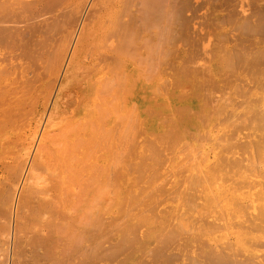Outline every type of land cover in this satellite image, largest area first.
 <instances>
[{
  "label": "bare ground",
  "instance_id": "1",
  "mask_svg": "<svg viewBox=\"0 0 264 264\" xmlns=\"http://www.w3.org/2000/svg\"><path fill=\"white\" fill-rule=\"evenodd\" d=\"M71 1L0 0V159H3L2 164L7 168L0 170V215H7V218L4 216L7 220L2 223L7 228L11 226V217H14L11 249L16 257L12 264H92L87 261L92 249L88 250L90 247L86 244L85 236L90 233L102 236L103 233L116 231V225H119L117 217L121 215L117 213V206L119 201L123 204L124 199L122 197V201L120 200L122 194L119 196L118 192L117 184L121 181L118 179L121 171L118 170H137L138 174L142 170L147 172L152 170L154 163L157 165L161 154L156 148V154L150 156L148 150L146 153L145 148L140 147L132 161V153L135 152L132 140L137 143L135 137L138 135L135 134L136 129L132 131V108L140 101H143L142 106H147L151 100L150 98L148 101L144 94H138L137 91L153 90L158 84L161 85L162 77H174L172 75L183 69L179 62L180 54L182 57L180 44L185 39H182L181 30H184V27L181 22H184V19L187 23L186 19L191 20L184 17L183 7L185 5L188 9L192 4L193 7L200 4L194 5L193 0H96L90 4L91 7L82 15L76 36L72 39L74 41L63 67L64 75L61 76L59 87L55 89L57 91L53 103L50 102L51 110L45 122L39 119L43 123L39 131L38 128L32 129L31 126L34 127L35 122L32 123L33 126L28 120L30 117L34 118V107L41 94L43 76L58 61L61 62L64 56V48L58 47V32H62L59 29L64 24L61 22V25L59 17L62 19V13L68 17L66 13H69V10L65 9ZM196 8L192 10L193 16ZM74 19L71 18L73 21ZM68 24L72 25L67 23V26ZM244 28L247 30L245 26ZM242 60L245 61L246 58ZM255 60L257 61L256 57ZM164 81L165 79L162 83ZM260 88L261 98L257 101H247L246 104V107L252 110L250 112L254 117L253 121L249 127L247 124L241 126L240 132L247 135L251 131L261 139L264 138V80L261 81ZM250 120L248 119V122ZM182 122L183 120L174 119L172 123L176 129L173 127L169 131L172 125L167 128L170 139H155L154 145L159 147L162 153L169 151L167 145L171 146L175 139L178 140H175L174 144L184 143L181 141L184 137L180 135L182 130L179 128ZM37 123L36 126L39 127L40 122ZM235 132L233 133L238 136ZM233 133L224 136L227 138L226 144H221L218 140L214 142L213 148L219 146L222 151L216 150L217 162L213 167L205 165V158H198L200 152L197 151L196 154V150L192 151L193 148L189 146H184V153H175L172 154L175 157L166 159L167 162L172 160L170 170H186L189 176L192 175L190 183H187V191L190 192L188 203L198 198L206 203L215 202L223 192L217 182L221 170L225 171L221 173L227 177L247 180L248 174L242 170H255L257 167L258 160L255 161L257 158L251 155L250 149L254 147L264 155V144L260 148V141L257 140L259 143L252 147L248 142L242 141L241 144L236 142L238 145H235L233 142L236 136ZM261 155L259 158L264 160ZM183 156L191 158L183 161ZM156 165L153 166L154 169ZM207 171L214 175L212 190L204 178ZM137 178H140L141 184L142 173ZM237 180L239 179L234 182ZM136 183L135 187L139 186L138 180ZM247 188L245 192L232 195V200L239 210L236 206L235 212H227L226 215L229 214L232 218L237 214L243 216V211L246 213L247 208L253 206L258 217L256 216L248 226L253 227L252 231L257 227L252 233L258 235V230L261 231L262 228L260 222L264 221V180L259 184L251 183ZM132 211L133 209L129 213ZM129 213L125 218H130ZM150 213H153L152 210ZM155 217L156 220L157 215ZM242 220L246 221V218ZM163 221L166 222L165 219ZM144 225H140L139 229ZM172 227L171 230L174 229ZM180 227L182 226L177 228ZM136 228L138 237L139 230ZM245 230L246 233L248 230ZM173 232L179 233L175 229ZM164 234L160 238L168 239ZM204 234L206 236V232ZM242 234L244 235V230ZM134 235L129 233L132 239L136 236ZM245 235L249 237L250 234L247 232ZM127 238L131 239L128 236ZM196 238L199 240L201 237L196 234ZM227 249L232 253L230 250L234 248L228 246ZM105 253L107 255V252ZM92 255H95L93 250ZM110 256L113 257V254ZM220 256H216L219 262L221 259L217 257ZM95 257V262L99 261L97 255ZM213 258L212 260L215 259ZM222 261L224 262L223 259ZM237 261L240 259L234 262Z\"/></svg>",
  "mask_w": 264,
  "mask_h": 264
},
{
  "label": "rangeland",
  "instance_id": "2",
  "mask_svg": "<svg viewBox=\"0 0 264 264\" xmlns=\"http://www.w3.org/2000/svg\"><path fill=\"white\" fill-rule=\"evenodd\" d=\"M95 1L96 0H72L67 7L70 9H65V11L69 10V13L71 12L70 14L72 15L67 12L66 14H68V17H65L67 16L65 13H62V15L64 14L62 19L61 16L59 17V22H63L65 26L61 23L62 27H60L59 30L62 31L63 34L62 32H58V47L64 48L65 53L60 60L61 62L58 61L54 67L46 71L43 76L44 79L42 78L41 83L43 84V90L41 89V94L35 103V115L34 118L30 117L28 120V123L31 125L35 122V126L33 125L34 127L29 124L32 129L38 128L37 130L40 131L43 125L41 121L43 120V122H45V118H47L46 116H48V112L51 110L50 107H52V104L50 102L54 100L57 91L55 89L59 87L63 77L62 74L64 75L63 72H65V68L63 69V67L66 65V57L72 42L74 41L72 39L76 36L82 15L88 11L87 9L91 7L90 4ZM231 1L193 0L194 5L196 3L200 4L198 6L197 4L195 5L197 8L195 6L193 7L192 4L191 6H188V9L187 6L184 5L182 13L185 12L186 14L183 13L184 17L186 16V18L188 17L191 20L186 19L188 21L187 23L182 17L184 22H181V26L184 27V30H181L183 31L182 39H185L182 41L180 40L182 57L180 54L179 62L181 64V69H183L175 73V75H172L174 77H162V81L165 79L163 82L164 84L161 81L162 86L158 84L157 88L153 90L140 89L142 91H137L138 94H144L148 101L150 98L151 100L149 101L150 104L147 106H142L143 101H140L132 108V127L133 124L135 127L132 128V131H135L136 129L135 134L139 135H135L137 137H135L137 143H134L132 140L135 151L132 153V161H134L136 151H138L140 147L143 149L145 148L144 150L146 153H148V150L149 153H151L149 154L150 156H154L156 154L155 152L158 151L156 148H158L161 153L160 160L157 162V165L155 163L153 164V166H157H155V169L152 166V170H147V172L145 170H142L143 172L140 171V173H142L141 184L140 178L136 179V177L140 175L137 170H135V172H133L134 170H118L124 175L121 176L120 174L121 178L118 176V179L121 180L120 184L123 187H121L120 184H117L119 196L122 194L120 200L122 197L124 198L122 202L123 204L119 201L117 206V213H121V215L119 214L120 218L116 215L118 216L117 224L119 225H116V231L113 230V233H103L102 236L101 234L96 236L97 234L90 233L85 236V240L87 241L86 244L90 247H88V250L90 251L92 249L93 253L97 255L99 261H96L98 264H117L118 262L119 264H229L230 261L233 264H239L241 261L240 264H264V221L260 222V227H262L261 231L258 230L259 226L257 229L258 232H262L263 235L262 233L261 235L260 233H257L258 235H256V233L253 234L257 227L252 231L253 227L248 226L250 222L252 224V221L257 216L256 209L253 206L252 208H247L246 213L243 211V216L237 214L232 218L231 215H226L227 212H235L237 204L232 200L233 194L245 192L248 189L247 187L249 184H259L264 180V160L259 158L261 154L257 149L255 150L254 147L250 149L252 151L251 155L255 157V159L257 158L255 161L257 162L258 160L255 170H242L247 172V180H241L240 178L235 177L230 178L231 176L227 177L226 174L221 173L225 172L224 170L219 172L217 182L220 183L223 192L213 203H206L199 198L188 203L187 199H190V192L187 191L189 190L187 183H190L192 175L189 176V173L186 170H170L172 160L171 162H167L172 154L176 153V155H178L179 152L184 153V148L186 149L184 146H189L193 148L192 151L196 150V154L200 152L198 158L203 156V158H205V165L207 164L208 167H213L217 162L216 150L222 151L219 146L213 148L214 142L218 140L221 144H226L227 138L224 136L235 132L237 129L238 130L235 133L238 136L233 133L234 136H236L233 144L235 143V145H238L242 142H248V145L252 147L255 143L258 144L260 141V148L264 144V138L260 139L257 135L252 134L251 131H249L247 135L240 132V129L243 126H246V124L249 127L254 118L252 117V112H250L252 110L248 109V106L246 107L247 101H257L261 98L260 87L261 81L264 80V0ZM78 6H81V8ZM194 8H196V11H193L195 12V15L193 16L192 10ZM71 18H75L74 21L71 20ZM66 22L71 23L72 25L68 24L67 26ZM244 26L247 30H245ZM185 28L188 29L185 30ZM255 57L257 61L255 60ZM244 58H246L245 61L242 60ZM51 80L54 82H50ZM51 84L52 86H50ZM48 85L49 87H47ZM258 92L260 93L257 94ZM48 94H50L53 99H50L51 96L49 97ZM42 112H45L46 114ZM247 117L248 119H251L249 121L250 123L248 122ZM37 118L38 120L36 121ZM174 119L183 120L182 125H180L179 128L182 130V132L180 131V135L184 137L182 138L184 140L181 139L184 143L174 144V141L178 140L175 139L171 146L167 145L169 151L167 153H162L160 148L154 145L156 143L155 139L163 140L171 138V136L168 135L169 132L167 128L172 125L171 128H169V131L173 129V127L176 129L172 123ZM38 121L40 122L39 127L36 126L39 124L37 123ZM227 122L229 123L227 124ZM249 136L251 137L249 138ZM212 137H215V139H212ZM132 139L134 138L132 137ZM153 140L154 142H152ZM257 140L259 141L257 142ZM149 141L153 143L154 147ZM236 142L238 144H236ZM261 142L263 143L261 144ZM262 148H264V145ZM32 153L33 147L31 150V154ZM173 157L175 156H172L171 158ZM185 157L186 156L182 157L183 161L190 160L191 158L188 156ZM261 158H264V155H261ZM2 160L0 161V170H7L2 164ZM157 168H161L162 170H156ZM148 178L150 180H148ZM204 178L207 181V186H210V190H212L214 175H211L207 171ZM122 179H124V181ZM236 179L239 180L234 182ZM137 180L139 181V186L136 185L135 187ZM145 182H147V185ZM129 183L130 185L132 184V186H130ZM143 187L145 190H143ZM128 194L130 197H128ZM137 197L138 199H136ZM129 198L135 200L131 201ZM142 199L144 200L141 202ZM130 201L131 204L128 205V202L130 203ZM139 202L140 204H138ZM12 207L14 210V203ZM132 209L133 211L129 213ZM236 209L239 210L238 206ZM151 210L153 213H150ZM127 213H129L128 215H130V218H128L129 216L125 218ZM244 213L246 216H244ZM155 215H157L156 220ZM4 216L7 218L6 214L0 215V264H12L16 257L13 255L11 249L14 238L13 230H11L14 217H11L10 228H7L6 225L4 226L2 224L7 220ZM245 218L246 221L242 220ZM126 219L128 220L126 221ZM164 219L166 222L163 221ZM146 222H148L149 225ZM123 224L124 226H122ZM135 224L139 225L136 226ZM140 225L144 226L139 229ZM173 225L175 226L172 227ZM179 225L182 226L180 228L185 230V232L180 228H177ZM185 225L187 226V229H185ZM136 227H138L139 230V238L136 235ZM171 227L172 229L174 228L175 231H179V233L173 232L174 229L171 230ZM245 229L250 230L247 231L250 234L249 237L248 235H245L247 234V232L245 233ZM243 230L244 235L242 234ZM170 231L174 234H171ZM131 232L135 233L132 234ZM201 232L203 234H201ZM205 232L206 236L204 234ZM129 233L131 236L135 234V239H132L131 236H129ZM117 234H119V236ZM163 234L169 238L166 239L163 237L164 239H161L160 236H163ZM196 234L201 237L199 240L196 238ZM241 235L243 236L241 237ZM127 236L132 240L128 239ZM244 236L246 238H243ZM247 237L249 240H246L248 239ZM249 243L252 244L249 245ZM226 244L234 248L233 250H230L232 253H229L230 248L227 249L228 246ZM224 246L227 248L225 247V249ZM92 250L88 255L87 261L89 260L90 263L97 264V262H95V259L97 258L95 255H92ZM112 251L114 253H112ZM105 252H107V255L109 254V256L110 254H113V257L107 256ZM225 255H227V257ZM210 256L215 259L213 258L214 260H212V257ZM216 256H220L217 258L221 259V263L216 259ZM205 258L206 260L207 258L210 260L206 261ZM238 258L240 261L234 262L239 260ZM20 259L21 258H19V260ZM112 260L116 261L112 262Z\"/></svg>",
  "mask_w": 264,
  "mask_h": 264
}]
</instances>
